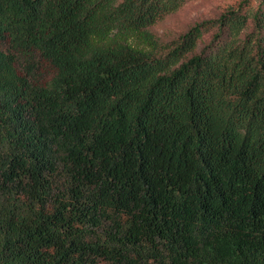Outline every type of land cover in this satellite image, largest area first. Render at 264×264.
I'll return each instance as SVG.
<instances>
[{
	"label": "trees",
	"instance_id": "trees-1",
	"mask_svg": "<svg viewBox=\"0 0 264 264\" xmlns=\"http://www.w3.org/2000/svg\"><path fill=\"white\" fill-rule=\"evenodd\" d=\"M188 1L0 0V264H264V0Z\"/></svg>",
	"mask_w": 264,
	"mask_h": 264
},
{
	"label": "rangeland",
	"instance_id": "rangeland-1",
	"mask_svg": "<svg viewBox=\"0 0 264 264\" xmlns=\"http://www.w3.org/2000/svg\"><path fill=\"white\" fill-rule=\"evenodd\" d=\"M235 0H190L180 7L175 13L155 23L152 28L159 34H169L172 31L178 32L201 19L219 15L222 10ZM209 33L204 34L198 43L202 46L209 40ZM20 57V64H24ZM17 64L18 68L21 66ZM37 79L46 82L54 73V68L48 62L40 59L37 62Z\"/></svg>",
	"mask_w": 264,
	"mask_h": 264
}]
</instances>
